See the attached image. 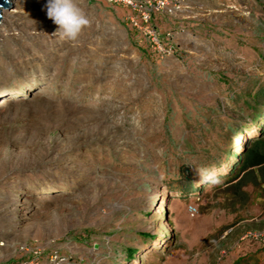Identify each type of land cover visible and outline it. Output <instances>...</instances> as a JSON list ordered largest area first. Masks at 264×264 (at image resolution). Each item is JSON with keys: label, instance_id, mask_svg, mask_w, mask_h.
Instances as JSON below:
<instances>
[{"label": "rangeland", "instance_id": "rangeland-1", "mask_svg": "<svg viewBox=\"0 0 264 264\" xmlns=\"http://www.w3.org/2000/svg\"><path fill=\"white\" fill-rule=\"evenodd\" d=\"M20 2L0 42V264H264L241 241L264 231V166L223 178L260 137L245 104L264 88V0L164 51L100 0H78L75 44L49 0Z\"/></svg>", "mask_w": 264, "mask_h": 264}, {"label": "crops", "instance_id": "crops-1", "mask_svg": "<svg viewBox=\"0 0 264 264\" xmlns=\"http://www.w3.org/2000/svg\"><path fill=\"white\" fill-rule=\"evenodd\" d=\"M226 9H230V0H184L183 10L177 18H170L165 14L158 15L153 21V26L160 33L163 43L167 40L165 37L167 34L176 32L174 38L168 40L172 45L171 48L179 49L181 47L182 29L185 34H188L189 40L191 36L195 38V45L196 43H209L207 40L209 34L220 35L228 32L229 35L230 23L224 16ZM114 11L116 14L120 13L126 16L130 14L129 10L123 7H114ZM121 22L123 21L121 20ZM140 37L150 43L149 37L145 35H140ZM225 42L230 43V38H226Z\"/></svg>", "mask_w": 264, "mask_h": 264}, {"label": "built area", "instance_id": "built-area-1", "mask_svg": "<svg viewBox=\"0 0 264 264\" xmlns=\"http://www.w3.org/2000/svg\"><path fill=\"white\" fill-rule=\"evenodd\" d=\"M109 7H123L129 10L128 21L131 26L140 34L149 37V45L152 48H157L159 51H164V43L158 30L153 26V21L156 16L165 14L170 18H177L184 7V0H100ZM166 41L174 38L173 34H167ZM174 50V48H171ZM195 213L196 210L192 209ZM251 240L261 244L264 247V231L249 232L242 237L241 241ZM56 261V264H62L66 261L65 258L54 256L51 260Z\"/></svg>", "mask_w": 264, "mask_h": 264}, {"label": "clouds", "instance_id": "clouds-1", "mask_svg": "<svg viewBox=\"0 0 264 264\" xmlns=\"http://www.w3.org/2000/svg\"><path fill=\"white\" fill-rule=\"evenodd\" d=\"M47 16L57 25V30L53 34H57L60 39L73 44L79 40L90 24L78 0H49ZM195 170L202 182L213 184L218 182L213 171L204 167Z\"/></svg>", "mask_w": 264, "mask_h": 264}, {"label": "trees", "instance_id": "trees-1", "mask_svg": "<svg viewBox=\"0 0 264 264\" xmlns=\"http://www.w3.org/2000/svg\"><path fill=\"white\" fill-rule=\"evenodd\" d=\"M245 106H247L248 110L254 109L255 112V118L252 120L251 125L246 129L250 130L251 128L256 127L259 130L260 137L254 142L253 148L249 150L248 156L243 162L241 161L242 153H239L235 165L228 168V171L224 174L223 178L229 183L236 177L235 174L238 168L241 171H245L248 168L264 166V112L261 113L262 110H259V113L256 114L259 107H264V88L252 96L251 102L246 103ZM136 254L137 251L130 250L128 253V259L133 260Z\"/></svg>", "mask_w": 264, "mask_h": 264}, {"label": "bare ground", "instance_id": "bare-ground-1", "mask_svg": "<svg viewBox=\"0 0 264 264\" xmlns=\"http://www.w3.org/2000/svg\"><path fill=\"white\" fill-rule=\"evenodd\" d=\"M21 0H12L11 6L7 9L2 10V16L0 19V42L4 41L5 37L8 35L7 26L12 25L14 21L20 16ZM36 84V81H30L28 88ZM252 136V134L250 135ZM164 208V207H163Z\"/></svg>", "mask_w": 264, "mask_h": 264}, {"label": "water", "instance_id": "water-1", "mask_svg": "<svg viewBox=\"0 0 264 264\" xmlns=\"http://www.w3.org/2000/svg\"><path fill=\"white\" fill-rule=\"evenodd\" d=\"M11 1L12 0H0V19L2 16V10L9 8L11 6Z\"/></svg>", "mask_w": 264, "mask_h": 264}]
</instances>
